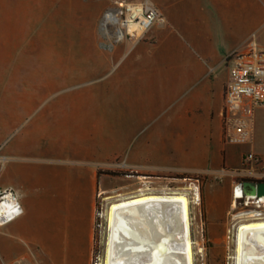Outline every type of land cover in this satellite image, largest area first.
<instances>
[{
	"label": "crops",
	"instance_id": "crops-1",
	"mask_svg": "<svg viewBox=\"0 0 264 264\" xmlns=\"http://www.w3.org/2000/svg\"><path fill=\"white\" fill-rule=\"evenodd\" d=\"M146 1L164 24L106 53L94 23L78 27L87 33L73 46L89 54L75 57L90 63L78 77L89 82L11 118L0 192L13 190L22 214L0 228V264H91L99 171L243 178L248 154L264 163V106L244 144L221 117L228 58L264 51V0Z\"/></svg>",
	"mask_w": 264,
	"mask_h": 264
},
{
	"label": "rangeland",
	"instance_id": "rangeland-1",
	"mask_svg": "<svg viewBox=\"0 0 264 264\" xmlns=\"http://www.w3.org/2000/svg\"><path fill=\"white\" fill-rule=\"evenodd\" d=\"M115 1L146 0H0V139L9 133L11 118L16 124L18 111L36 110L62 88L89 82V78L78 76L90 63L75 57L81 52L89 54V49L73 46L74 36L85 35L87 31L75 29L94 23L103 53L109 52L112 45L130 42L126 36L119 41V26L107 25L105 31L101 30ZM94 7L99 13L96 20ZM105 172L110 171L102 173ZM116 173L127 175L99 176L102 181L91 264H104L109 205L141 194L184 193L188 197L194 264H235L237 226L253 220L254 214L264 219V206L252 201L245 206L246 201L235 199L233 194L242 179L264 181L258 172L243 178L177 172L145 176ZM224 210L225 222L216 225Z\"/></svg>",
	"mask_w": 264,
	"mask_h": 264
},
{
	"label": "bare ground",
	"instance_id": "bare-ground-1",
	"mask_svg": "<svg viewBox=\"0 0 264 264\" xmlns=\"http://www.w3.org/2000/svg\"><path fill=\"white\" fill-rule=\"evenodd\" d=\"M189 216L184 193L141 194L110 204L104 264H194ZM253 218L236 228L235 264H264V219Z\"/></svg>",
	"mask_w": 264,
	"mask_h": 264
},
{
	"label": "built area",
	"instance_id": "built-area-1",
	"mask_svg": "<svg viewBox=\"0 0 264 264\" xmlns=\"http://www.w3.org/2000/svg\"><path fill=\"white\" fill-rule=\"evenodd\" d=\"M113 22L106 25L119 26L118 39L125 36L129 40L139 38L155 25L164 24L163 16L148 2L126 3L115 1L113 8L105 15ZM133 28V32L128 30ZM119 35L121 37L119 38ZM228 83L224 94V103L221 111L223 131H233V143L244 144L248 138L247 126L253 119L258 107L264 106V51L251 49L246 53H234L227 60ZM259 169L264 179V163L253 154H248L243 160V170L249 173ZM248 205L249 201L258 206H264L254 199L243 198ZM22 214V209L15 192L5 189L0 192V228L11 223Z\"/></svg>",
	"mask_w": 264,
	"mask_h": 264
},
{
	"label": "water",
	"instance_id": "water-1",
	"mask_svg": "<svg viewBox=\"0 0 264 264\" xmlns=\"http://www.w3.org/2000/svg\"><path fill=\"white\" fill-rule=\"evenodd\" d=\"M234 198H250L264 204V182L245 181L234 187Z\"/></svg>",
	"mask_w": 264,
	"mask_h": 264
},
{
	"label": "trees",
	"instance_id": "trees-1",
	"mask_svg": "<svg viewBox=\"0 0 264 264\" xmlns=\"http://www.w3.org/2000/svg\"><path fill=\"white\" fill-rule=\"evenodd\" d=\"M102 174H106V175H109V176H126L127 174H122V173H116V172H105V173H102V172H98V176L102 175ZM245 181H252V180H247V179H242L240 182H245ZM256 183H261V182H264V181H254Z\"/></svg>",
	"mask_w": 264,
	"mask_h": 264
},
{
	"label": "flooded vegetation",
	"instance_id": "flooded-vegetation-1",
	"mask_svg": "<svg viewBox=\"0 0 264 264\" xmlns=\"http://www.w3.org/2000/svg\"><path fill=\"white\" fill-rule=\"evenodd\" d=\"M254 182V181H253Z\"/></svg>",
	"mask_w": 264,
	"mask_h": 264
}]
</instances>
